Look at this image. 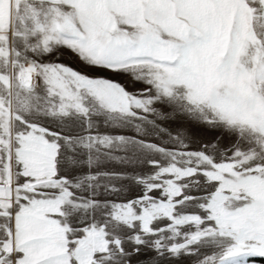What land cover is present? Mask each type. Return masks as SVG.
Here are the masks:
<instances>
[{"label":"snow or ice","instance_id":"1","mask_svg":"<svg viewBox=\"0 0 264 264\" xmlns=\"http://www.w3.org/2000/svg\"><path fill=\"white\" fill-rule=\"evenodd\" d=\"M264 0H0V264H261Z\"/></svg>","mask_w":264,"mask_h":264},{"label":"trees","instance_id":"2","mask_svg":"<svg viewBox=\"0 0 264 264\" xmlns=\"http://www.w3.org/2000/svg\"><path fill=\"white\" fill-rule=\"evenodd\" d=\"M261 264H264V261H261Z\"/></svg>","mask_w":264,"mask_h":264}]
</instances>
